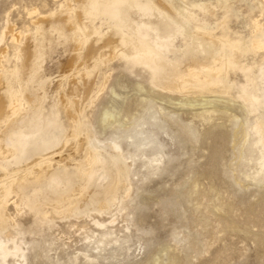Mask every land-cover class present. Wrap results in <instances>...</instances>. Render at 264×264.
<instances>
[{
  "label": "rangeland",
  "instance_id": "374dc122",
  "mask_svg": "<svg viewBox=\"0 0 264 264\" xmlns=\"http://www.w3.org/2000/svg\"><path fill=\"white\" fill-rule=\"evenodd\" d=\"M155 2L177 17L169 45L174 53L161 50L168 61L191 45L200 28L217 40L215 54L226 47V58H232V47H239L235 58L251 72L220 66L210 84L202 80L197 87L183 84L167 90L151 63L117 56L90 71L80 65L79 73L84 69L93 79L86 96L68 93V77L62 78L60 92L77 103L78 118L69 130L64 128L54 104L46 101L51 118L45 126L29 128L31 135H52V146L82 144L97 159L73 174L65 168L50 177L38 202L34 194L24 197L25 203L14 193L2 199L0 244L12 249L6 237L11 234L22 258L4 259L0 251V264H264V146L256 129L258 119L264 122V104L251 112L236 94L245 85L264 99L259 78L264 68V0ZM66 5L75 10L77 1L0 0L2 66H19L17 48L27 36L35 38L34 22L42 16L57 25L53 15L66 14ZM7 27L18 34V41L5 35ZM56 79L49 78L52 85ZM224 83L234 84L232 91ZM17 105L25 112L18 113L12 126L21 128L22 117L31 116L28 107ZM30 148L19 163L9 159L10 167L26 176L30 170H23L25 165L51 152L46 149L43 156L40 148ZM92 188L106 209L70 211L74 190L87 194ZM4 213L9 218L3 219Z\"/></svg>",
  "mask_w": 264,
  "mask_h": 264
},
{
  "label": "bare ground",
  "instance_id": "6f19581e",
  "mask_svg": "<svg viewBox=\"0 0 264 264\" xmlns=\"http://www.w3.org/2000/svg\"><path fill=\"white\" fill-rule=\"evenodd\" d=\"M76 1L75 10H71L67 4L66 8H63L67 11L66 14L53 15L57 25L50 21L49 17L41 16L36 21L33 20L36 25L35 38L27 36L17 48L16 59L20 62L19 66L17 65L12 70L5 69L1 63L5 50L0 48V161L4 162L3 166L0 165V205L3 198L13 193L18 196L19 199L16 198L21 202L24 197L34 194L36 195L34 200L38 202L41 199L39 194L43 192L41 190L45 188L50 177L60 176L65 168L73 174L80 171L84 165L88 166L96 161V155H93L82 144L68 142L67 146H61L60 143L52 146V142H49L52 135L44 132H41L39 136L31 135L32 132L29 130V128H35L37 123H40V126L47 125L52 113L46 106V101L54 104L58 120L64 128L70 129L71 124L78 118L77 103L69 101L64 93L60 92V81L62 78L68 77V93L78 94L82 97L88 95L93 79L91 74L85 72L84 69L79 73L78 68L81 67V64H85L87 70L89 68L92 70V66L108 62L117 56H123L136 64L149 62L162 78V86L167 90L179 89L183 84L197 87L196 85L200 84L202 80L204 83L210 84L216 80L220 66H223L224 69L238 67L244 73L252 70L237 62L235 57L236 54H239V47H232V58H226L229 53L226 47H222L224 49L215 54L217 40L208 37L207 33L200 28L192 37L191 45L187 46L185 50L183 49L184 51L179 57L175 56L173 61H168L161 50L165 48L168 53H174L173 48L169 45L175 39L177 28L174 26L173 20H176L177 17L163 4H157L155 0H145V3H142L141 0ZM202 7L208 12L210 11L209 7ZM187 16L191 21L194 20L192 14ZM100 22L102 23L97 26V23ZM149 31L156 34V41H151ZM13 32L7 27L5 35L9 33L14 41H18V34ZM197 40L198 47L194 45ZM51 77L57 78L54 85L49 80ZM77 77L83 83V87L79 86ZM201 77L204 78L201 79ZM245 77L247 82L251 81L249 75H245ZM259 78L264 81V68L259 70ZM223 87L227 92H230L234 84L224 83ZM245 88V85H241L236 89V94L246 107L254 112L264 104V99L260 100L256 93L248 92ZM19 103L24 104L26 110L28 107L31 119L22 117L20 121L23 126L18 128L19 125L16 124L14 125L17 126L16 129L12 126V122L17 119L18 113L23 109L18 110L17 104ZM39 129V127L36 128L34 132ZM256 129L262 135L260 142L264 146V122L262 120H257ZM64 131L66 132V130ZM30 146L43 150L45 152L42 154L43 156L46 155V149L51 152L43 158L39 156L37 160H34L33 163L37 165H33V163L25 165L23 170H30L29 175L26 176L23 171L12 169L13 166L10 167L9 159L13 158L18 162L22 156L26 155L24 153ZM6 181L10 183L8 190L4 186ZM83 193L86 192L83 191ZM84 194L80 193L78 189L74 190L70 211L92 208L100 212L106 209L105 203L97 198L98 190L92 188L87 194ZM18 200L16 201L19 202ZM13 204L17 207L16 202ZM5 218H9L6 213H4L3 219ZM11 221L14 222L13 218ZM96 224L99 223L96 222ZM6 237L11 241L13 248L8 249L5 244H0V251L4 259L8 256L19 258L20 247L16 238L11 234H7ZM20 257L22 258V255Z\"/></svg>",
  "mask_w": 264,
  "mask_h": 264
}]
</instances>
